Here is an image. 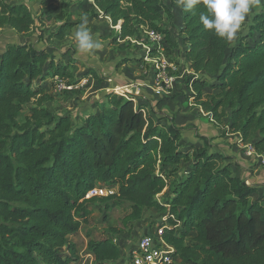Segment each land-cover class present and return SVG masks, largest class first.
<instances>
[{"label": "trees", "instance_id": "1", "mask_svg": "<svg viewBox=\"0 0 264 264\" xmlns=\"http://www.w3.org/2000/svg\"><path fill=\"white\" fill-rule=\"evenodd\" d=\"M95 4L113 26L121 21L118 39L135 38L145 27L169 45L161 51L166 58L176 48L159 24L169 13L162 0ZM202 11V6L182 11L179 32L186 46L182 60L193 74L206 75L192 82L195 103L216 122L229 109L226 132L240 134L243 146L264 155V15H255L250 28L259 35L256 45L240 43L226 60L229 44L203 30L198 23ZM52 13L50 8L45 18ZM34 24L26 4L0 0V28L25 35ZM72 26H58L54 37L62 40ZM47 76L68 85L79 81L68 65L54 63L45 50L31 45H8L0 53V264H75L70 238L87 223L89 205L96 201L128 204L123 226L140 220L145 210L168 216L159 227L174 250L172 264H264L259 189L233 174L226 163L230 157L210 152L205 136H198L201 147L183 151L181 128L171 122L160 125L145 105L113 92L106 94L99 113L73 127L68 115L57 117L42 107L49 97L33 83ZM205 88L214 93L203 97ZM32 102L35 106L19 123V114ZM182 164L187 170L181 172ZM174 176L177 183L169 190ZM96 188L112 194L85 198ZM165 189L169 192L162 203ZM63 248L67 255L61 257ZM87 250L92 264L121 258L111 238L89 240Z\"/></svg>", "mask_w": 264, "mask_h": 264}, {"label": "rangeland", "instance_id": "2", "mask_svg": "<svg viewBox=\"0 0 264 264\" xmlns=\"http://www.w3.org/2000/svg\"><path fill=\"white\" fill-rule=\"evenodd\" d=\"M6 1L26 4L33 14L35 24L32 30L25 35L17 34L9 27L0 28V53L4 52L8 45H31L35 49L45 50L54 63L60 66L68 65L73 79L80 81L77 82L76 87L87 80L81 89L72 92L62 90L60 86L63 82L52 76H47L43 81H35L33 88L41 85L49 97L42 104L43 108L57 117L68 115L72 126L78 127L82 125L85 118L101 111L106 94L113 92L121 95L118 93L126 91L127 97H132L135 103L145 105L146 111L160 125L171 122L181 128L180 143L183 151L192 153L195 148L201 147L202 142L199 141L198 136H205L209 139V151L230 157L226 163L231 164L233 174L244 180L247 185L258 187L256 198L261 199L264 205V163L258 157L264 158V155L256 152L248 154L250 149H246L247 147L240 143L241 135L226 132L229 109H226V116L216 122L211 113L203 111L195 103L192 82L206 75L193 74L182 60L186 46L179 35L182 28V9L177 4H172L171 0H162L168 7L169 13L162 14L159 24L169 32L171 39L177 44L175 49L170 50L169 58H167L173 69L176 68L174 75L177 80L168 93L159 96L155 94L154 65L151 61L145 60L146 47L150 49L158 47V50L162 51L165 47L168 49L169 45L163 40L158 46L151 43L145 34V31H148L145 27L138 29L136 39H118L117 34L121 21L113 26L109 16L102 12L99 13L98 8L92 6L91 3L88 4L87 0ZM50 8L53 9V13L51 19L48 20L45 17ZM257 14L264 15V6L260 9H253L244 28L238 34L234 46L228 45L225 52L226 60L232 48L240 43L256 45L259 35L250 28ZM82 15L87 16L93 35L104 44L103 49L96 53L98 59L95 61L80 54L75 46L74 33ZM64 23H73V26L62 40L56 39L53 33L58 26ZM207 78L209 81H214L213 77L207 76ZM202 93L204 97L214 92L205 88ZM34 106L35 103L32 102L24 107L18 116L19 123ZM159 117H163L161 120H164L159 122L157 120ZM180 170L181 172L187 170V164H182ZM176 183L177 177L174 176L169 180V190ZM163 192L164 195L159 197L162 203L164 199H167L169 191L165 189ZM112 203L105 204L96 201L89 205L91 214L87 223L81 226L76 236L70 238L76 251L75 264H92L93 258L87 250L88 241L106 238L113 239L121 251V258L112 264H126L124 258H126L127 247L138 241L144 233H155L157 226L164 222L163 216L151 209L145 210L140 220L123 226V218L130 212L129 205L112 206ZM180 228L179 226L178 229ZM114 229L122 232L114 233ZM60 255L61 257L67 255L65 248L60 250Z\"/></svg>", "mask_w": 264, "mask_h": 264}, {"label": "clouds", "instance_id": "3", "mask_svg": "<svg viewBox=\"0 0 264 264\" xmlns=\"http://www.w3.org/2000/svg\"><path fill=\"white\" fill-rule=\"evenodd\" d=\"M176 2L185 13L193 12L198 6H202L204 11L199 13L198 23L202 25L203 30L233 46L253 9L264 6V0H176ZM74 42L78 52L93 61L98 59L96 53L104 47L102 41L93 35L86 15L80 17V23L74 33Z\"/></svg>", "mask_w": 264, "mask_h": 264}, {"label": "built area", "instance_id": "4", "mask_svg": "<svg viewBox=\"0 0 264 264\" xmlns=\"http://www.w3.org/2000/svg\"><path fill=\"white\" fill-rule=\"evenodd\" d=\"M87 3L95 8L97 6L94 3V0H87ZM99 11V10H98ZM101 13V11H99ZM145 34L147 38H149V41L151 43H154L156 46L160 44V42L163 40L162 35L159 33L148 30L145 31ZM146 56L145 60L151 61V63L154 65V74H155V94L156 95H162L163 93H168L169 89H172L175 85V82L177 80V77L174 75L176 68L173 69V66L169 63L168 59L161 54V51L158 50V47L155 49L157 52L153 56L150 54V52L153 49H150L149 47H146ZM85 80V79H84ZM87 80H85L86 83ZM61 82V81H60ZM80 82V81H79ZM84 83V84H85ZM84 84L77 86V83L74 85H68L66 83H62L60 88L64 91H71V90H78L81 89ZM138 90V89H137ZM117 92V91H116ZM126 91L120 92L118 94H121L122 96L127 97ZM131 94V92L129 93ZM246 149H250L247 153L248 154H255L254 149L251 146H246ZM263 160L264 158L262 156H258ZM112 194V191H108L106 189L102 188H96L93 190H90L86 195L85 198H90L94 196L99 197H106L108 195ZM163 221H166L168 216L164 215ZM160 224L157 226L155 233H144L138 241H136L134 244H131L129 247H127V253L128 255L124 259L126 264H172L174 263V259L172 258L173 254V248L172 246L168 245L164 239L162 238V232L163 229L159 227Z\"/></svg>", "mask_w": 264, "mask_h": 264}, {"label": "crops", "instance_id": "5", "mask_svg": "<svg viewBox=\"0 0 264 264\" xmlns=\"http://www.w3.org/2000/svg\"><path fill=\"white\" fill-rule=\"evenodd\" d=\"M188 67V66H187ZM159 96H164L163 94L162 95H159ZM194 144H196V143H194ZM242 145V144H241ZM243 146V145H242ZM245 147V146H244Z\"/></svg>", "mask_w": 264, "mask_h": 264}, {"label": "bare ground", "instance_id": "6", "mask_svg": "<svg viewBox=\"0 0 264 264\" xmlns=\"http://www.w3.org/2000/svg\"><path fill=\"white\" fill-rule=\"evenodd\" d=\"M118 91H120L119 88H118Z\"/></svg>", "mask_w": 264, "mask_h": 264}]
</instances>
